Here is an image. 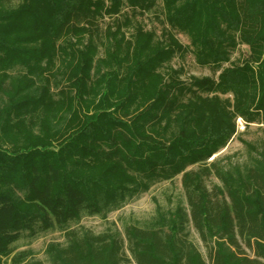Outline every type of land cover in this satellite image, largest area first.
<instances>
[{"label": "trees", "instance_id": "trees-1", "mask_svg": "<svg viewBox=\"0 0 264 264\" xmlns=\"http://www.w3.org/2000/svg\"><path fill=\"white\" fill-rule=\"evenodd\" d=\"M161 1V39L136 25L125 40L131 19L115 18L98 59V18L153 0H0V264H43L12 250L21 230L83 208L105 217L180 173L186 205L157 204L149 226L123 234L113 221L97 234L72 229L47 245L52 263L264 264V140L246 143L249 163L209 161L236 117L264 123V0ZM173 31L216 78L159 71L186 50ZM239 44L248 55L231 62Z\"/></svg>", "mask_w": 264, "mask_h": 264}, {"label": "rangeland", "instance_id": "rangeland-1", "mask_svg": "<svg viewBox=\"0 0 264 264\" xmlns=\"http://www.w3.org/2000/svg\"><path fill=\"white\" fill-rule=\"evenodd\" d=\"M153 5L150 9L139 12L132 11L127 6H124L121 11L114 16L103 15L98 18V29L95 36V43L98 48L97 58L104 57L106 47V26L115 18H123L129 16L131 21L127 26L121 29L125 35V40H132L134 27L141 26L146 31H153L156 39L162 38V31L168 29L165 21L164 10L161 0H153ZM20 0H8L10 6H15ZM175 38L185 48L182 54L175 53L173 57L163 66L159 67V71L164 73L167 68L180 69L179 78L184 82H189L190 77L210 76L216 78L218 72L211 66H201L194 60V56L190 47L188 36L180 31H173ZM124 47L125 46V42ZM248 47L245 44H239L230 55L231 62H237L242 57L248 55ZM228 63H225L226 66ZM55 94V89H53ZM243 120V119H242ZM236 131L227 141L226 145L214 153L210 160L220 159L222 163H240L245 164L251 162V158L255 155L246 143L258 145L264 140V123L252 122L246 123L244 120L237 122L235 118ZM196 168V164L188 166ZM182 174H177L167 180H159L153 183L149 189L140 193L132 200L125 203L119 209L110 211L104 217L102 213H93L87 208L81 210L80 216L67 221L54 224L52 228L41 231V224H34L33 229H23L19 232V237L11 243V248L14 252L25 251L30 252L28 255L39 259L43 264H53L52 260L46 253V247L49 243L55 242L64 245L66 242V234L72 229L83 228L90 233H100L108 221L116 223L120 232L123 234V229L128 224H133L139 227H147L155 218L156 205L158 204L163 212L174 210L179 201H183L186 205L185 193L181 184ZM212 182H217L214 176H211L207 181L210 186ZM190 239L201 252L203 258L207 262L205 249L198 238V235L191 228ZM27 254V253H26Z\"/></svg>", "mask_w": 264, "mask_h": 264}, {"label": "built area", "instance_id": "built-area-1", "mask_svg": "<svg viewBox=\"0 0 264 264\" xmlns=\"http://www.w3.org/2000/svg\"><path fill=\"white\" fill-rule=\"evenodd\" d=\"M241 121H243L242 118L237 117V122H241Z\"/></svg>", "mask_w": 264, "mask_h": 264}]
</instances>
